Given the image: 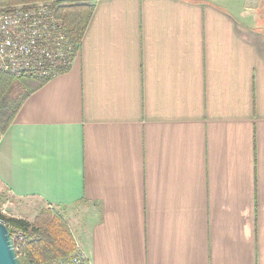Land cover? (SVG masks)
<instances>
[{
  "label": "crops",
  "instance_id": "obj_1",
  "mask_svg": "<svg viewBox=\"0 0 264 264\" xmlns=\"http://www.w3.org/2000/svg\"><path fill=\"white\" fill-rule=\"evenodd\" d=\"M70 69L0 139V185L88 264H264V33L251 0H91Z\"/></svg>",
  "mask_w": 264,
  "mask_h": 264
},
{
  "label": "built area",
  "instance_id": "obj_2",
  "mask_svg": "<svg viewBox=\"0 0 264 264\" xmlns=\"http://www.w3.org/2000/svg\"><path fill=\"white\" fill-rule=\"evenodd\" d=\"M8 1L0 0V72L50 80L68 70L78 47L70 42L55 2L9 5ZM9 234L17 255L24 236L15 228ZM55 264H88V260L76 247L68 259Z\"/></svg>",
  "mask_w": 264,
  "mask_h": 264
},
{
  "label": "trees",
  "instance_id": "obj_3",
  "mask_svg": "<svg viewBox=\"0 0 264 264\" xmlns=\"http://www.w3.org/2000/svg\"><path fill=\"white\" fill-rule=\"evenodd\" d=\"M36 1L40 0H9L6 4L22 5ZM55 5L70 42L79 49L93 13V3L57 0ZM48 81L39 77L14 78L0 72V139L13 124L25 100ZM0 220L9 230L15 228L24 236L17 252L20 264H55L68 259L76 251L67 223L53 210L41 211L34 224L16 218Z\"/></svg>",
  "mask_w": 264,
  "mask_h": 264
},
{
  "label": "rangeland",
  "instance_id": "obj_4",
  "mask_svg": "<svg viewBox=\"0 0 264 264\" xmlns=\"http://www.w3.org/2000/svg\"><path fill=\"white\" fill-rule=\"evenodd\" d=\"M42 2L54 1L57 4V0H40ZM79 2H89L91 0H78ZM33 3V2H32ZM254 7L258 8V13L264 18V0H251ZM26 4V3H25ZM29 4V3H27ZM261 27L257 26L262 33H264V19L259 20ZM51 210L48 207L40 208L32 199H15L8 191L0 185V219L2 218H16L26 220L27 222L34 224L36 217L41 211ZM66 222V221H65ZM67 223V222H66ZM68 225V224H67ZM69 227V226H68Z\"/></svg>",
  "mask_w": 264,
  "mask_h": 264
},
{
  "label": "water",
  "instance_id": "obj_5",
  "mask_svg": "<svg viewBox=\"0 0 264 264\" xmlns=\"http://www.w3.org/2000/svg\"><path fill=\"white\" fill-rule=\"evenodd\" d=\"M0 264H20L7 226L0 223Z\"/></svg>",
  "mask_w": 264,
  "mask_h": 264
}]
</instances>
